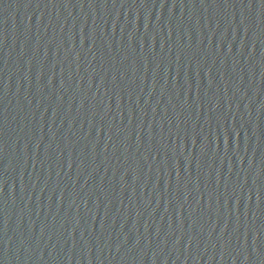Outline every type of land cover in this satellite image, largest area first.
Here are the masks:
<instances>
[{
	"label": "water",
	"instance_id": "95a60500",
	"mask_svg": "<svg viewBox=\"0 0 264 264\" xmlns=\"http://www.w3.org/2000/svg\"><path fill=\"white\" fill-rule=\"evenodd\" d=\"M0 264H99L33 0H0Z\"/></svg>",
	"mask_w": 264,
	"mask_h": 264
}]
</instances>
